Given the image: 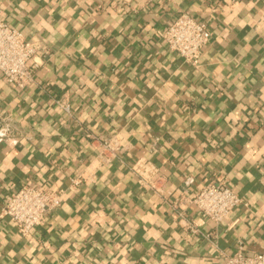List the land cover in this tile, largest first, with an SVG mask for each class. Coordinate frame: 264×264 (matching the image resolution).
<instances>
[{
	"label": "crops",
	"instance_id": "crops-1",
	"mask_svg": "<svg viewBox=\"0 0 264 264\" xmlns=\"http://www.w3.org/2000/svg\"><path fill=\"white\" fill-rule=\"evenodd\" d=\"M0 9L43 47L32 87L0 75V122L12 131L0 143V209L26 183L66 189L30 239L0 217V264H223L240 241L264 252V0H0ZM184 12L213 31L199 68L159 35ZM91 133L121 137L111 165L89 167ZM139 159L160 168L172 198L221 175L248 205L219 225L188 200L175 209L139 185ZM79 173L86 180L69 188Z\"/></svg>",
	"mask_w": 264,
	"mask_h": 264
},
{
	"label": "built area",
	"instance_id": "built-area-1",
	"mask_svg": "<svg viewBox=\"0 0 264 264\" xmlns=\"http://www.w3.org/2000/svg\"><path fill=\"white\" fill-rule=\"evenodd\" d=\"M1 14L0 9V75L7 84L25 90L37 83L39 65L36 57L43 47L38 42L28 40L22 31L1 20ZM159 35L171 53L199 68L203 50L210 42L213 31L207 21L184 12L166 25ZM57 105L70 114V104L66 100H58ZM11 135L9 123L0 122V143L9 141ZM88 136L97 150L89 167L102 168L111 165L123 149L118 134L106 137L91 133ZM131 173L142 188L170 202L175 209L181 208L183 202L188 200L197 207L203 218L216 225L226 221L238 206L248 205L235 189L228 186L226 177L221 175L216 176L190 198L186 196V189L178 197L172 198L165 189V176L152 161L139 159L132 165ZM69 180V188L77 189L86 177L84 173H79L69 177ZM65 193V188L23 184L16 192L8 195L0 209V217H8L17 227L18 233L23 238L30 239L35 229L45 223L47 215L61 207ZM177 215L180 223L185 222V228L193 233L200 232L197 224L187 219L184 210L177 211ZM203 235L215 248H219L216 235L211 232ZM223 264H264V252L250 251L240 241L235 251L225 253Z\"/></svg>",
	"mask_w": 264,
	"mask_h": 264
}]
</instances>
